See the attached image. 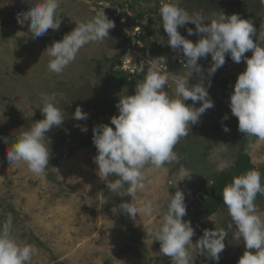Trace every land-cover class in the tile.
<instances>
[{
  "label": "rangeland",
  "instance_id": "obj_1",
  "mask_svg": "<svg viewBox=\"0 0 264 264\" xmlns=\"http://www.w3.org/2000/svg\"><path fill=\"white\" fill-rule=\"evenodd\" d=\"M37 2L0 0V222L11 214L16 239L38 248L31 264H165L167 256L160 253L159 241L147 229L159 227L167 210L168 192L173 195L177 188L185 194L187 215L182 219L190 221L195 230L194 244L205 229H227L231 218L223 205V188L247 170L264 174V141L248 154L253 168L243 171L237 160L243 137L247 142L249 138L238 126L228 125L236 122L229 107L230 95L246 61L235 63L226 54L228 66L211 77L207 74L211 54L198 61L214 107L207 109L176 145L179 163L166 164L148 175L150 183L137 200H153L155 211L152 216L137 214L133 220L119 208L122 202H131V197L114 195L97 175L93 127L111 124L110 118L118 115L119 96L133 94L144 78L141 65L145 70L155 65L157 71L171 72L173 77L188 71L186 58L168 45L161 16L156 17L166 0H60L59 30L49 29L34 37L27 22L18 23L17 15ZM179 4L190 14H202L206 22L222 13L249 19L256 28L253 40L260 36L264 46V5L259 0H179ZM102 11L115 23L109 37L83 47L61 74L49 72L45 49L70 32L75 22ZM188 28L193 29V35L188 34ZM178 31L193 42L203 35L195 32L192 23L178 26ZM245 55L251 57L252 51ZM200 81L201 75L194 72L189 85ZM174 87L170 80L165 91L173 95ZM42 95L54 96L52 102L66 116L60 127L47 133L49 165L45 175L35 176L26 165L9 164L6 153L20 132L43 119ZM185 103L193 104L191 100ZM78 106L88 114L87 120L73 118ZM77 125L86 126L87 131ZM225 125L228 132L223 130ZM4 137H9L8 144ZM187 174L190 177L176 184ZM256 204L264 217V196L258 195ZM224 243L219 261L197 252L195 245L190 247L194 264H238L245 251L243 238L238 241L229 232Z\"/></svg>",
  "mask_w": 264,
  "mask_h": 264
},
{
  "label": "clouds",
  "instance_id": "obj_2",
  "mask_svg": "<svg viewBox=\"0 0 264 264\" xmlns=\"http://www.w3.org/2000/svg\"><path fill=\"white\" fill-rule=\"evenodd\" d=\"M259 2L264 5V0ZM59 7L60 0H38L27 11L19 13L17 21L21 25L27 22L31 36L40 37L49 29L59 30ZM159 12L167 43L173 50L183 53L186 58L184 66L188 71L173 77L171 72L157 71L155 65L146 70L141 65L144 78L136 84L133 94L119 96L116 104L118 115L110 118L111 124L93 127L97 175L114 195L131 197V202H122L119 208L133 220L137 214L139 217L152 216L155 211L153 200H137L138 194L143 193L150 183L148 175L166 164L179 163L180 156L174 150L176 145L188 135L191 125L198 123L201 115L214 107L203 83V70L198 63L201 58L211 54L212 64L207 69L209 77L225 64L226 54L235 63L242 59L246 61L245 69L238 74L234 84L229 107L232 115L238 118V130L249 138L244 149L247 154L252 155L258 150V142L264 141V46H261L260 36L253 40L256 28L252 21L235 13H222L206 22L202 14H190L182 8L179 0L162 2ZM188 23L195 25L196 33L203 34L196 42L178 31V26ZM75 24L61 40L54 41L45 49L50 58L49 72L61 74L75 61L83 47L102 42L109 37V30L115 27L114 21L104 11ZM187 32L190 36L194 34L192 28ZM249 50L252 51L251 57L245 55ZM194 72L201 75V81L190 86L189 78ZM170 80L175 85L173 95L165 91ZM53 100L54 96H41L43 119L20 132L6 153L9 164L26 165L35 176L45 175L49 165L51 152L47 133L54 127H60L66 116ZM186 100L193 104H186ZM196 102H200L199 107L195 106ZM73 118L87 120L88 114L78 106ZM77 126L81 131H87L86 126ZM223 130L229 131L226 125ZM3 140L9 143V137ZM190 174L178 179L176 184ZM258 195L264 196V174L261 171L251 169L233 177L222 191L223 205L231 218L227 229H205L194 244L195 230L190 221L182 219L187 215L185 194L177 188L173 195L168 192L167 210L159 227L155 230L148 228L147 232L159 241L160 253L171 258V264H194L189 251L193 245L197 252L219 261L229 232L238 241L243 238L245 245L238 264H264V217L259 214L256 204ZM38 252L34 245L16 239L11 214L0 222V264H31Z\"/></svg>",
  "mask_w": 264,
  "mask_h": 264
},
{
  "label": "trees",
  "instance_id": "obj_3",
  "mask_svg": "<svg viewBox=\"0 0 264 264\" xmlns=\"http://www.w3.org/2000/svg\"><path fill=\"white\" fill-rule=\"evenodd\" d=\"M159 6V4L157 5V7ZM157 7L155 8L156 10H157ZM142 15V13L140 12L138 15H137V17H140ZM160 15H156V17H159ZM150 21H151V19H150ZM225 64L222 66V67H220V68H225L226 66H228V61H229V59H228V56L226 55L225 56ZM215 126H217V124H214ZM228 125L229 126H238V118L236 117V122H228ZM248 142L246 141V138L245 137H243V139H242V141H241V153H240V156H239V159L237 160V165L238 166H240V168H242V170L244 171L245 170V168L247 167V168H253V165L250 163V158H249V156H248V154L245 152V145L247 144ZM225 173H222L221 175H224ZM225 176H226V174H225ZM219 179V178H218ZM217 179V181H219ZM214 185H216V184H214ZM225 184H220L219 186H224ZM219 186H217V187H214V188H218ZM221 191V190H220ZM221 196H222V194H221ZM221 196L219 195V198H221ZM171 262V258H169V257H166V259H165V264H169Z\"/></svg>",
  "mask_w": 264,
  "mask_h": 264
},
{
  "label": "built area",
  "instance_id": "obj_4",
  "mask_svg": "<svg viewBox=\"0 0 264 264\" xmlns=\"http://www.w3.org/2000/svg\"><path fill=\"white\" fill-rule=\"evenodd\" d=\"M158 9H159V8H158ZM136 26H138V25H136ZM138 27H139V26H138ZM138 27L135 28V29H137V30H132L134 34L136 33V31H138ZM139 28H140V27H139ZM140 33H141V32H140ZM140 33H139V35L137 36L138 40L140 39ZM139 41H140V40H139ZM142 41H143V38H142Z\"/></svg>",
  "mask_w": 264,
  "mask_h": 264
}]
</instances>
